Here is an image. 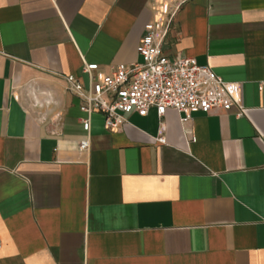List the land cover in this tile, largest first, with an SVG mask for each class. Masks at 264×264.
Instances as JSON below:
<instances>
[{
  "label": "crops",
  "instance_id": "1",
  "mask_svg": "<svg viewBox=\"0 0 264 264\" xmlns=\"http://www.w3.org/2000/svg\"><path fill=\"white\" fill-rule=\"evenodd\" d=\"M154 2L0 0V264H264V0H187L163 46L240 83L242 118L152 109L111 133L67 90L143 61Z\"/></svg>",
  "mask_w": 264,
  "mask_h": 264
},
{
  "label": "built area",
  "instance_id": "2",
  "mask_svg": "<svg viewBox=\"0 0 264 264\" xmlns=\"http://www.w3.org/2000/svg\"><path fill=\"white\" fill-rule=\"evenodd\" d=\"M186 1L155 0L153 19L145 26L138 48L142 62L113 66L110 74L100 73L98 64L86 63L82 73L89 77L88 87L74 75L64 77L67 90L79 98L81 111L88 115L102 113L107 131L117 133L127 123L126 115L137 113L147 117L152 109L160 119L168 110H174L183 115V123L190 121L195 112L209 115L236 108L237 117L245 116L247 109L240 83L225 81L210 66L198 65L193 58L182 55L170 58L164 52L176 13ZM52 104L48 102L47 106ZM61 119L62 113L52 117L55 123ZM83 125L90 133L89 118L83 120ZM163 132L164 127L157 142L165 144ZM189 135L194 140L192 133ZM80 149L89 151L90 140L81 141Z\"/></svg>",
  "mask_w": 264,
  "mask_h": 264
}]
</instances>
